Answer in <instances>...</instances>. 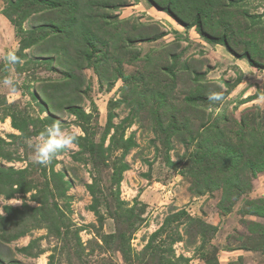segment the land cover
Listing matches in <instances>:
<instances>
[{
    "label": "rangeland",
    "instance_id": "obj_1",
    "mask_svg": "<svg viewBox=\"0 0 264 264\" xmlns=\"http://www.w3.org/2000/svg\"><path fill=\"white\" fill-rule=\"evenodd\" d=\"M15 1L0 0V150L11 155L0 157V165L27 168L35 189L10 197L0 187V215H9L0 229V264H264V216L250 211L251 201L264 200V171L255 174L248 165L259 155L254 138L242 139L235 173L233 166H223L230 160L228 149L242 142L241 124L264 131V0H237L233 28L186 26L154 0H110L111 19L120 21L112 29L113 53L100 66L110 71L100 75L85 61L72 72L77 79L70 97L89 114L84 123L63 108L42 109L45 90L63 81L65 56L39 45L22 48L20 39L29 33L18 30L37 27L40 14L26 0L14 6ZM26 7L31 12L23 17ZM119 31L120 39L130 32L144 35L134 44L140 58L119 60L122 42L114 35ZM223 33L226 43L219 39ZM12 50L23 64H7L4 57ZM117 67L126 79L110 87L111 69ZM9 75L17 81L15 90L3 83ZM219 91L224 100L209 101ZM12 113L28 121V135L13 127ZM111 113L118 130L112 128L102 143ZM49 115L83 143L93 142L94 157L89 145L74 143L46 166L33 163L27 143L39 139ZM173 116L179 123L187 120L198 137L192 141L186 130L170 135ZM121 138L130 144L127 149ZM100 144L113 147L102 155ZM115 163L128 165L119 183ZM236 176L240 193L222 201L224 179ZM53 178L60 186L56 191L63 192L58 197L50 192Z\"/></svg>",
    "mask_w": 264,
    "mask_h": 264
},
{
    "label": "trees",
    "instance_id": "obj_2",
    "mask_svg": "<svg viewBox=\"0 0 264 264\" xmlns=\"http://www.w3.org/2000/svg\"><path fill=\"white\" fill-rule=\"evenodd\" d=\"M25 1V0H24ZM83 0H26L28 6L31 5L34 7L35 11L38 12L40 19H38V26L34 27L30 30H23L20 28L18 31L24 32L27 31L29 33L28 38H21L20 41L22 43V48L25 46H32V45H39L43 52H54L59 53L61 56H65L64 60L62 61L65 65V74L63 81L55 82L54 84L48 86L51 87L50 90H45L47 101L42 102L41 106L42 109L50 110L51 108L56 109H65L70 114L75 115L84 123V120L88 122V118L90 117L83 109L79 108L75 103L76 101L73 100L72 92L70 89L72 88V83L74 79H77V76L72 72L76 67H80L82 62H87L88 65L94 66L97 72L100 75L103 73L105 74L108 68L105 66V70L101 69L100 66L103 62L108 59V56L113 53L109 50V48L114 47V38L112 36V29L117 26L119 29L120 21L117 19H111L110 11H112L113 2L109 5L110 0H100L97 6V11L94 12V5L96 4V0H89L86 6L82 4ZM157 3H161L164 5V9L174 16L178 18L184 25L186 26H195V27H202L206 25L208 27H214L216 24H228V27L233 28L230 24L232 21H235V7L237 5V0H154ZM22 0H17L13 2L15 5H20ZM23 14L21 16L26 17L31 11L29 8L26 7L25 10H21ZM47 14V15H45ZM49 14V15H48ZM9 16V14H8ZM11 20L15 21V18L10 15ZM129 19L121 20V23H128ZM251 26L254 27L255 24L251 23ZM95 27L99 28L97 30ZM248 29V28H247ZM239 31L241 29L238 28ZM101 33V34H100ZM119 34L116 35V39H120V34L123 35V31H119ZM128 37H121V44L119 45L118 49V58L120 61H124L127 57L129 62L137 60L140 58L138 55L136 46L134 45L136 40L141 37L143 38L144 35L141 33H132L127 35ZM209 39V35H206ZM256 37V36H255ZM226 34L223 33L222 36L219 38L222 42L226 43ZM112 40V44L108 41ZM98 44L101 47H98ZM106 47V48H105ZM249 53V52H248ZM247 53V54H248ZM57 60L59 59L57 56H54ZM60 60V59H59ZM47 62L52 63V59L48 58ZM256 66H263V64H259L254 62ZM121 66V64H117ZM120 67L112 68L113 70V82H111L110 87L114 85V81H118V79L125 80V75L123 74L122 70L119 69ZM174 73V72H173ZM201 90L199 87L195 89L196 91ZM166 95L163 94V97ZM162 96L160 98H163ZM195 95H191L190 98H194ZM201 94H197L196 98H201ZM166 100V97L164 98ZM160 106V105H159ZM58 107V108H57ZM155 109V113H156ZM12 119V125L14 128L21 131L22 134H29L28 131V121L25 120L23 117H17L16 114L12 113L9 114ZM159 114L157 116L158 121L160 123V129L163 128L162 120H160ZM156 118V119H157ZM113 114H108L107 118V126L105 135L102 138V143L105 141L106 135L110 132L112 128H116L117 126L113 123ZM44 123L46 126H50L54 123H57V118L54 115H49L45 120ZM239 123H243V121H239ZM84 129H87L84 125L82 126ZM169 127V134L172 133H183L185 130L189 132V136L194 141L197 136H194L191 132V127L189 126L187 120L185 122L179 123L177 118L173 116V119L168 124ZM186 127V129H184ZM43 130H39L37 133H40ZM222 134V131L217 130L216 134ZM239 138L242 139L246 138L247 134L250 135V138H254L253 140V150H258V157L255 160H250L249 167L252 169V172L255 173L257 170L264 171V131L259 130V128H255L252 130H247L241 124L240 129L238 130ZM82 137L77 136L76 144L81 146L88 147L89 151L92 153H96V148L93 142L89 144L82 142ZM3 139L0 138V142L3 143ZM122 147L127 149L130 144L125 142L123 138H121ZM118 142L113 140L112 145L117 147ZM244 146V142H239L237 144V148L230 150L228 149V153L230 154V160L227 164H223L224 167H231L233 166L230 173H235L238 170V162L241 160L242 154L239 153L238 149ZM85 147V148H86ZM98 147V146H97ZM100 149L102 155L104 151H110L113 146H109L106 149L103 148V144H100ZM252 148V147H251ZM198 152V151H197ZM77 157L78 154H75ZM0 157H9L11 158L10 152H1L0 150ZM94 157V156H93ZM94 161V158H92ZM242 161V160H241ZM245 166V165H244ZM114 175L115 180L119 183L121 174L123 170L128 168L126 163H115L114 164ZM222 167V166H218ZM51 170H53L51 168ZM27 168L21 169H14V168H4L0 165V187L4 189H8L6 191L7 196H12L14 193H28L31 189H35L31 186V182L27 179ZM58 173V172H57ZM54 173L52 175L55 178L59 175ZM256 174V173H255ZM234 175V174H233ZM54 179V187L50 190L51 194L55 197L60 196L63 192H57L59 190V184L57 179ZM61 178V176L59 177ZM236 179V180H235ZM234 180L230 177H226L224 179L223 185V197L224 199H228L232 196V194H239L238 186L236 184L237 176ZM33 184V183H32ZM95 184H87L88 190L92 193L95 192ZM56 187V188H55ZM234 189V190H233ZM33 197H37L35 194ZM260 201V202H259ZM45 204H41L40 209L43 208ZM8 212L15 211L20 213L19 209L13 208L12 206L5 207ZM57 210L60 212V209L56 205ZM34 209V208H33ZM250 211L256 213L257 215L264 216V200L259 199L257 201H251ZM9 219V215L2 216L0 215V229H5V224ZM41 220V219H40ZM44 221V220H43ZM42 221V222H43ZM40 222V221H38ZM52 230V228H49ZM264 232V227H263ZM20 232H17L11 239H17ZM31 247V243L27 246L21 248L23 251L28 250ZM167 264H173L172 262Z\"/></svg>",
    "mask_w": 264,
    "mask_h": 264
},
{
    "label": "clouds",
    "instance_id": "obj_3",
    "mask_svg": "<svg viewBox=\"0 0 264 264\" xmlns=\"http://www.w3.org/2000/svg\"><path fill=\"white\" fill-rule=\"evenodd\" d=\"M5 61L9 65L23 64V59L17 55L15 50L9 51ZM4 85L12 87L15 90L17 81L11 75L3 80ZM211 102H221L224 100L223 91L212 92L208 96ZM77 141V135L74 131L65 129L59 123H54L46 127L39 134V139L35 142L29 141L27 147L32 151V162L42 166L48 165L61 152L69 149Z\"/></svg>",
    "mask_w": 264,
    "mask_h": 264
}]
</instances>
